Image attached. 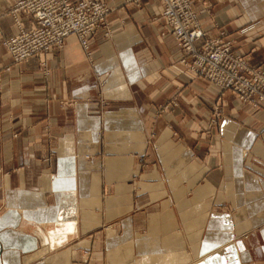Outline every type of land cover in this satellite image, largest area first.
<instances>
[{
    "label": "crops",
    "instance_id": "obj_1",
    "mask_svg": "<svg viewBox=\"0 0 264 264\" xmlns=\"http://www.w3.org/2000/svg\"><path fill=\"white\" fill-rule=\"evenodd\" d=\"M16 1L0 0V264H264V107L182 66L159 0H100L109 33L87 51L71 35L14 64ZM191 1L264 73V0Z\"/></svg>",
    "mask_w": 264,
    "mask_h": 264
},
{
    "label": "built area",
    "instance_id": "obj_2",
    "mask_svg": "<svg viewBox=\"0 0 264 264\" xmlns=\"http://www.w3.org/2000/svg\"><path fill=\"white\" fill-rule=\"evenodd\" d=\"M159 2L161 19L184 52L182 66L253 108L264 107V73L234 53L229 41L207 38L191 0ZM109 13V7L100 0H18L10 15L19 32L5 40L3 46L14 64L60 49L71 35L87 51L97 30L109 33ZM20 14L26 15L34 26L24 29Z\"/></svg>",
    "mask_w": 264,
    "mask_h": 264
},
{
    "label": "rangeland",
    "instance_id": "obj_3",
    "mask_svg": "<svg viewBox=\"0 0 264 264\" xmlns=\"http://www.w3.org/2000/svg\"><path fill=\"white\" fill-rule=\"evenodd\" d=\"M87 253H89L90 254V252H87ZM84 254H85V252H84ZM90 255H88V260L85 262V264H90V262H89V259H90Z\"/></svg>",
    "mask_w": 264,
    "mask_h": 264
}]
</instances>
